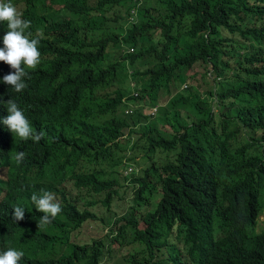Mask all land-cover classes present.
Instances as JSON below:
<instances>
[{
    "label": "trees",
    "instance_id": "trees-1",
    "mask_svg": "<svg viewBox=\"0 0 264 264\" xmlns=\"http://www.w3.org/2000/svg\"><path fill=\"white\" fill-rule=\"evenodd\" d=\"M14 1L30 16L29 30L39 33L33 38L40 39L42 59L22 92L0 85V102L18 100L38 132L50 129L54 96L36 75L39 68L54 65L63 76L57 100L74 115L71 99L77 97L82 122L67 141H49L44 135L38 143L22 142L45 177L38 187L33 178L25 179L22 162L12 160L0 145V248L10 246L2 229L6 191L59 192L73 165L98 174L106 164L120 166L121 140L116 139L129 129L138 136L135 144L145 137L163 155L135 178L138 188L127 212L115 187L118 176L99 181L110 188L108 199L117 208L109 218L125 222L117 233L111 230L93 241L89 252L90 245L79 248L74 264H102L115 251L113 241L134 244L123 264H264V227L257 230L264 213V0H145L138 22L129 24L127 15L132 16L139 0ZM189 69L203 73L205 81L181 89L191 77ZM130 79L137 97L131 95ZM126 96L160 104L159 125L151 124L142 108L133 115L121 111ZM131 117L144 123L135 129ZM89 128L94 141L77 155ZM2 167H8L6 175ZM71 207L66 204L63 210ZM141 220L146 226H140ZM43 228L41 241L21 236L13 246L26 254L70 231L55 219ZM28 257L25 264H38Z\"/></svg>",
    "mask_w": 264,
    "mask_h": 264
},
{
    "label": "clouds",
    "instance_id": "clouds-1",
    "mask_svg": "<svg viewBox=\"0 0 264 264\" xmlns=\"http://www.w3.org/2000/svg\"><path fill=\"white\" fill-rule=\"evenodd\" d=\"M143 1L145 0L136 1L137 5L131 10L132 16L130 14L127 15L128 24L131 23V20L138 22V8ZM21 10L20 4L18 5L14 0H0V85L18 93L26 89L27 81L32 79L33 70L38 67L42 59L38 47L40 39L38 37L33 38L39 33H32L29 30L31 27L29 19L31 18L28 16L29 19H27ZM133 50L134 48L131 47L127 52ZM38 71L36 81L42 86L49 85V95L54 96V99L51 98L55 101L56 105L51 117L50 129H46L45 132H38L18 100L8 98L4 103L0 102V145L3 152L12 160H16L18 163L22 162L25 179L33 178L37 187L45 182V177L40 175L36 163L31 160L22 142L32 139L38 143L44 135L49 141H67L70 132L76 128L78 123L82 122L78 113L79 101L77 97L73 96L71 99V103L74 106V115L65 111L59 99L57 100L56 96L60 95L61 89L59 82L63 80L62 72L56 69L54 65H47V69ZM129 87L131 95L137 97L139 91L136 90L135 82L131 79ZM94 95L97 94L95 93ZM123 101L125 105L124 108H121V111L126 115L135 114L138 108L144 109L143 107H137V102H140V105L147 104L145 100V104L140 100H129L128 96ZM160 107V104L151 105L150 103V107L148 108L151 114L148 116L151 119L157 117L160 114ZM128 130L123 131L119 138L116 139V142L121 140L120 146L122 149L120 151L122 163L118 167L126 166L125 179L130 180L129 184H124L123 188L119 190L124 197L123 203L127 206L125 212L131 206L130 201L134 197L135 190L138 188V184L134 182L135 178L142 174V169L147 168L156 158L161 157H154L151 160L152 158L146 152L144 159L146 160L147 167L137 168L135 166V163H138L137 158H133L132 156L127 157L124 153L125 148L122 145L126 137L128 138ZM4 136H7V139ZM94 138L95 134L89 128L88 139L79 145L77 155L79 152L88 149L93 143ZM133 138L129 140L128 144L132 143L133 149H135L138 147V144H135ZM148 148L150 151L157 149H160L161 152L163 151L161 147L152 148L148 146ZM116 158L117 155L112 160L113 164ZM131 160H134V163ZM114 168V165L106 164L103 173L98 174L93 168L76 167L73 165L65 171L62 183L59 186V192L37 190L38 193L36 194L35 188H20L6 191L2 198V206L6 214L2 223V229L5 231L10 246L0 248V264H25L24 255L26 257L30 255V258L36 259L38 264H74L73 255L79 248L85 245H92L93 241L99 240L95 238L91 242L86 243L74 242L72 241L74 231L80 229L84 223L91 226L97 223L99 229H103V223L107 220L113 221V224L120 222L123 224L125 222L123 220L116 221V217L113 219L109 218V215L113 214L117 208L113 210L109 204L111 201L108 199L110 188L99 183L101 180L110 181L114 176H118L120 179V176L116 174L118 170ZM97 169L99 170V167ZM7 173L8 167H2L1 175H6ZM18 185H20L19 182ZM69 185L78 190L77 197H73ZM154 187L156 189L157 184H154ZM159 201L160 198L155 200V206L156 202L159 203ZM100 203L106 208L104 213H102L106 217L99 216L101 213H98L95 209ZM66 204H72V207L67 211L63 210V206ZM33 207L40 213V220ZM147 207L148 205L145 206L144 212L147 210ZM54 219L60 224H67L70 231L64 237L56 235L53 241L45 244V246L36 249L32 248L26 254L21 249L13 246L15 242L22 241V237L28 239L29 242L41 241L45 237L43 226L51 224ZM141 222L144 221L141 220L140 224ZM111 230L112 226L109 231ZM114 233H117V231ZM173 235L175 239L176 234L173 233ZM64 241H67V244L71 245L70 249L63 247ZM45 250H49V253L45 254L48 257L43 255L42 251L45 252ZM100 251L97 248V252Z\"/></svg>",
    "mask_w": 264,
    "mask_h": 264
},
{
    "label": "rangeland",
    "instance_id": "rangeland-1",
    "mask_svg": "<svg viewBox=\"0 0 264 264\" xmlns=\"http://www.w3.org/2000/svg\"><path fill=\"white\" fill-rule=\"evenodd\" d=\"M151 1L152 0H148ZM187 75L191 76L189 78V80L182 82L180 84L181 89H186L188 85H191L192 83H195L197 85L201 84L203 81H205V77L203 75V73H198V72H194L191 69L188 70ZM193 75V76H192ZM210 85L207 83L205 85V88H209ZM212 100L214 99L213 97H210ZM145 99L140 100L143 104H145ZM170 106V104H169ZM137 107H143L144 109H142L143 113L145 115H149L151 114V111L148 107H150V102H147L146 105H140V102H137ZM146 108V109H145ZM168 117L175 121V117L174 114H168ZM130 125L137 129L139 128L144 122L142 121H137L135 120V117H131L129 120ZM151 124H156L159 125V123L157 122V120L151 119L150 120ZM162 130H164V128H162ZM128 137L130 136H134L135 132H127ZM138 139V136H134L133 141H136ZM122 145L124 146V153L125 155L128 156H132L133 158H137L138 163H135V166L137 168H141V167H147L146 165V160L144 159V155L146 154L147 150H148V141L145 137L139 138L138 140V147L133 149L132 143L128 144L127 141V137L126 139L122 142ZM151 153L154 155V157H158V156H162V152L160 149L157 150H152ZM148 156H150L153 160L154 157L151 156V154L148 152ZM131 162L134 163V160H131ZM115 170H118V172L116 173L117 175L120 176L121 182L118 183L115 187L116 189L119 191L120 189L123 188L124 184H129L130 180L125 179V175H126V166H121V167H115ZM141 174V172H140ZM158 190H160V185H157ZM69 189L71 194L73 195V197H77L78 195V190L72 188L71 185H69ZM109 204L111 205L112 209H116V205L115 202L111 199V201L109 202ZM96 211L99 214V216H103L106 217V215H102V213H104V211L106 210V208L103 206L102 203L98 204L96 206ZM93 214V213H92ZM102 223V222H101ZM122 224V222L118 223V224H113V221H105L103 223V229H99L98 224L94 223L93 226H91L90 224H86L84 223V225L73 232L72 234V241L77 242V243H86V242H91L93 239L98 238L99 241L103 240L106 236V234L108 233L110 227L112 226V230L115 232L118 230V227ZM141 226L145 225L144 222H141L140 224ZM264 227V213L261 215L259 223L257 224V230L260 231L262 228ZM92 237V238H91ZM130 237L127 236V240H129ZM95 244V243H94ZM94 244L87 246V251L89 252L90 249L92 247H94ZM121 245V246H120ZM134 244L132 243H128V244H121L120 241L118 242H112L111 243V250L115 249V251H113L111 254H107L105 256V258L102 261V264H123L126 262V259L124 258V256L128 255L129 252H132V248H133ZM64 248L70 249L71 245L67 244L63 245ZM49 253V250H45V254Z\"/></svg>",
    "mask_w": 264,
    "mask_h": 264
},
{
    "label": "water",
    "instance_id": "water-1",
    "mask_svg": "<svg viewBox=\"0 0 264 264\" xmlns=\"http://www.w3.org/2000/svg\"><path fill=\"white\" fill-rule=\"evenodd\" d=\"M45 68V67H44ZM45 69H47V66H46V68ZM39 70H44L43 68H41V69H39ZM64 243V245H66L67 246V241H64L63 242Z\"/></svg>",
    "mask_w": 264,
    "mask_h": 264
}]
</instances>
